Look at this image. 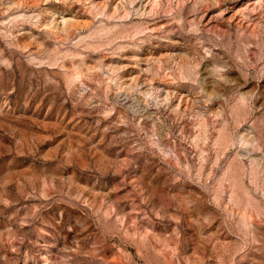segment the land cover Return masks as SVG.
<instances>
[{
    "label": "rangeland",
    "instance_id": "374dc122",
    "mask_svg": "<svg viewBox=\"0 0 264 264\" xmlns=\"http://www.w3.org/2000/svg\"><path fill=\"white\" fill-rule=\"evenodd\" d=\"M0 264H264V0H0Z\"/></svg>",
    "mask_w": 264,
    "mask_h": 264
}]
</instances>
